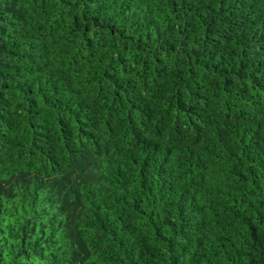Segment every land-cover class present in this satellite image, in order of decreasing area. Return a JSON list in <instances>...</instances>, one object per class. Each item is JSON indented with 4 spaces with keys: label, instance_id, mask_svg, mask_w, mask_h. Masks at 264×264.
Wrapping results in <instances>:
<instances>
[{
    "label": "trees",
    "instance_id": "1",
    "mask_svg": "<svg viewBox=\"0 0 264 264\" xmlns=\"http://www.w3.org/2000/svg\"><path fill=\"white\" fill-rule=\"evenodd\" d=\"M0 264H264V0H0Z\"/></svg>",
    "mask_w": 264,
    "mask_h": 264
}]
</instances>
